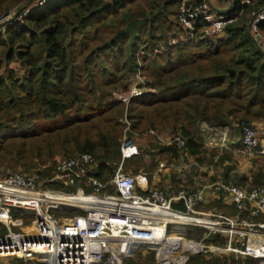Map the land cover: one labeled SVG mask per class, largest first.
I'll use <instances>...</instances> for the list:
<instances>
[{
    "label": "trees",
    "instance_id": "trees-1",
    "mask_svg": "<svg viewBox=\"0 0 264 264\" xmlns=\"http://www.w3.org/2000/svg\"><path fill=\"white\" fill-rule=\"evenodd\" d=\"M29 1L0 0V15ZM214 1L224 6L233 2L226 13L240 16L220 36L174 45L172 40L184 36L179 21L182 0H57L0 33V176L9 171L37 172L50 178L58 159L88 153L93 156L89 175L106 185L99 192L115 194L111 181L122 158L127 112L129 136L167 132L185 141L182 150L155 140L139 147L141 156L126 161V171L132 173L128 174L146 173L152 180L161 163L172 170L176 162L194 160L195 168H220L221 182L247 185L248 190L263 186L261 146L251 157L255 168L250 175L239 173L233 151L206 149L199 123L218 128L236 124L241 141L231 147L245 148L241 125L258 127L255 123L264 122V50L248 27L249 18L264 7V0L255 5L242 4L244 0ZM258 28L264 37V21ZM139 70L154 92L135 98L127 109L114 100L113 93L128 91ZM176 178L170 173L172 182ZM82 185L87 193L94 192V187ZM47 186L68 192L77 188ZM159 187L169 196L181 191L173 185ZM213 190L208 211L236 216L230 197ZM174 207L184 209V204L177 202ZM13 215L24 218L20 211ZM205 234L201 229L189 232L188 237L227 245L224 235L204 239ZM142 253H136L128 264H156L154 253ZM13 262L24 264L19 259ZM241 263L233 255L210 254L190 256L186 262Z\"/></svg>",
    "mask_w": 264,
    "mask_h": 264
},
{
    "label": "built area",
    "instance_id": "built-area-1",
    "mask_svg": "<svg viewBox=\"0 0 264 264\" xmlns=\"http://www.w3.org/2000/svg\"><path fill=\"white\" fill-rule=\"evenodd\" d=\"M57 0H32L18 13L0 16V33L21 21L36 9ZM257 0H244L242 4L255 5ZM229 5L219 6L214 0H182L179 21L184 29L180 40L185 43L196 37L213 38L223 34L225 27L240 15L230 17ZM264 21V7L254 12L248 20L251 36L264 50V37L258 25ZM136 84L128 91H116L114 100L128 109L135 98L154 92L148 86L146 76L139 70ZM121 145V162L111 181L116 192L100 193L106 185L88 173L93 156L88 153L57 160L53 175L43 178L39 173L11 172L0 176V260L19 259L24 264H128L138 252H152L159 264H186L190 256L210 254L233 255L241 264H264V185L248 190L239 186L218 182L217 192L231 198L237 215L230 216L204 210L206 190L192 193L180 191L173 196L157 188H151L146 175L132 176L125 173L126 161L141 155L131 132L127 112ZM207 129H212L208 125ZM242 143L253 155L261 146L264 154V137H260L254 124L241 125ZM152 136L165 145L182 150L185 141L180 136L163 140L155 131ZM263 135L264 132L262 131ZM165 164L160 165L162 170ZM77 186L68 192L47 184ZM94 187L87 193L82 184ZM140 189L142 193L138 191ZM183 202L184 209L174 207ZM15 211L31 213L29 225L25 219L15 217ZM24 230H14L16 227ZM198 227L206 231L205 238L224 235L226 246L205 245L203 241H187L174 236V232L192 231ZM179 239L177 244L173 239ZM172 252L166 256V249ZM181 255L175 257L174 255ZM178 260V261H177ZM8 264V263H0ZM179 264V263H178Z\"/></svg>",
    "mask_w": 264,
    "mask_h": 264
},
{
    "label": "rangeland",
    "instance_id": "rangeland-1",
    "mask_svg": "<svg viewBox=\"0 0 264 264\" xmlns=\"http://www.w3.org/2000/svg\"><path fill=\"white\" fill-rule=\"evenodd\" d=\"M31 1L32 0H30L29 2H31ZM29 2H27V3L25 2L20 9H22ZM219 6H222V5L219 4ZM18 8L19 7H16L13 10H11L10 13H12L11 14L12 16L15 15V13L19 12V11L17 12V10H20ZM0 16H2V15H0ZM131 83H132V85L136 84L135 75L132 77ZM124 107L126 108V106H124ZM230 125L231 126L226 128V129L225 128L224 129H220V128L207 129L206 128V129L202 130L204 142H205V147H206V149L215 147L220 152L233 151L234 152L233 156H234V159L236 162L237 172H239V173L244 172L247 175H250L253 168H255V165L253 164V159L251 158L252 155H250V153L247 152V150L241 146L237 147V148L231 147V143H229V140L230 139L236 140V138L239 137L240 131H239V128L236 124H230ZM255 128H256V131L258 132L259 136L262 138L263 135L261 134L262 131L260 130V128H258V127H255ZM165 134H167V135L163 136L162 139L163 140H166V139L169 140L168 139V138H170L169 133L166 132ZM132 137L134 138V140L136 141V143L138 144L139 147L145 146V145L149 144V142H151V141L154 142V140L158 144L163 143V141L161 139H158L157 137H156V139H154V137L150 133L149 134H147V133L146 134L134 133ZM236 142H238V141H236ZM235 144H239V143H235ZM262 144L264 145V141L262 142ZM140 151H141V149H140ZM141 154H142V151H141ZM146 159L148 160L149 158H146ZM189 163L190 162H187V161L176 162L174 164V167L172 170H169V171H166V172H163L160 174L161 178H162L161 180L166 181L168 179L167 178L168 174H170V173L175 174V175H177V178L175 179V182L173 183L175 190H181V191L183 190V191H188V192H191L192 190H195L196 188L210 186L211 184L217 182V181L213 180L214 178H218L217 179L218 182H221L223 171L220 168H216V167H213L210 165L200 166V167L195 168L194 167V164H195L194 160L192 163H190V164ZM126 167L127 166L125 165V173L130 172V174H132L131 171H129V172L126 171L127 170ZM10 172L11 171H9V173ZM139 175H145V174L144 173H137V174H133L132 176L136 177ZM164 184L167 185L166 183H164ZM231 185H235V184L231 183ZM235 186H237V185H235ZM156 187H159V186H156ZM244 188L249 189L247 185ZM175 190H173V191H175ZM208 190L211 194L214 193V190H211L210 188ZM211 199L212 198H210L209 200H211ZM203 209L208 211L207 206L204 207ZM217 210H218V208H217ZM212 212H218V211H212ZM218 213H221V212H218ZM224 213L225 212H223L222 214H224ZM23 217L26 220L24 222H27V224L30 223L33 219V215L31 213H25L24 212ZM14 230H17V229L14 228ZM198 230H201V229L198 227H195L192 229L191 232H196ZM173 235L178 236V237H182L187 241L192 240L195 242H201V241H198L196 239L189 238L188 237L189 230L182 232V233L174 232ZM173 240L176 241L178 239H173ZM205 245H209V244H205ZM142 254L145 256L147 254V252H143ZM204 255H209V254H204ZM174 256L178 257L181 255L179 254L177 256L176 255H174ZM155 258H156V255H155ZM0 261L5 262V260H0ZM156 264H159L157 259H156Z\"/></svg>",
    "mask_w": 264,
    "mask_h": 264
},
{
    "label": "crops",
    "instance_id": "crops-1",
    "mask_svg": "<svg viewBox=\"0 0 264 264\" xmlns=\"http://www.w3.org/2000/svg\"><path fill=\"white\" fill-rule=\"evenodd\" d=\"M256 124V126H258L260 129H263L264 128V122H261V123H255ZM199 125H200V130H201V133H202V130H204V129H206V126L208 125L206 122H200L199 123ZM209 126V125H208ZM231 125L229 124V125H226L224 128L226 129V128H228V127H230ZM210 127V126H209ZM210 128H212V129H214V128H218V127H210ZM223 127L222 128H220V129H224ZM158 133V132H157ZM165 135H167V134H165V133H158V136L159 137H163V136H165ZM202 135H203V133H202ZM236 141H238V142H236ZM241 141V134L239 133V137L238 138H236V140H229V143H232V144H235V143H239ZM263 141H264V139H263ZM164 144V142L162 143V145ZM227 147V146H226ZM261 150H262V148H261ZM161 164H165V163H161ZM160 164V165H161ZM188 166V165H187ZM191 166V165H190ZM172 167H174V165L172 166ZM160 169V166H159V168H158V170L155 172V173H153V179L152 180H150L149 178H148V176H147V174L146 173H144L146 176H147V178H148V181H149V185H150V187L151 188H157V189H159V190H161V191H163L162 189H160V187H156V186H161V184L162 185H165L164 183H166L167 185V188L169 189V188H171V186L173 185V183L174 182H172L171 181V179H170V174H168L167 176H168V179L166 180V181H162L161 179V173H163V172H166V171H169L170 169H168L167 168V165L165 164V167L162 169V170H159ZM168 173V172H167ZM218 183V182H217ZM214 184H216V183H213V184H211L210 186H208V187H200V188H196L195 190H199V189H205L206 190V200H207V202H206V205H207V203L210 201L209 199L210 198H213L214 197V193L213 194H211L210 192H209V188L211 189V190H213L214 189ZM163 192H165V191H163ZM167 194V193H166ZM173 195H175V194H171L170 196H173ZM167 196H169L168 194H167ZM230 202H232V200H231V198H230ZM206 205H205V207H206ZM22 219H24V218H22ZM24 221H26V220H24ZM26 225H29L30 223H28L27 224V222H24ZM17 228V227H16ZM5 260V262L4 263H8V264H13L14 262H13V260H10V259H4ZM0 263H3L2 261H0Z\"/></svg>",
    "mask_w": 264,
    "mask_h": 264
},
{
    "label": "bare ground",
    "instance_id": "bare-ground-1",
    "mask_svg": "<svg viewBox=\"0 0 264 264\" xmlns=\"http://www.w3.org/2000/svg\"><path fill=\"white\" fill-rule=\"evenodd\" d=\"M176 239V238H175ZM179 240V239H178ZM173 241V240H172ZM174 244H177L176 242ZM170 248L166 249V256L168 257V255L172 252V250H169ZM170 258L169 259H165L164 264H168Z\"/></svg>",
    "mask_w": 264,
    "mask_h": 264
},
{
    "label": "water",
    "instance_id": "water-1",
    "mask_svg": "<svg viewBox=\"0 0 264 264\" xmlns=\"http://www.w3.org/2000/svg\"><path fill=\"white\" fill-rule=\"evenodd\" d=\"M125 33V30L123 31H120L115 37L114 39H117L118 37H120V35L124 34Z\"/></svg>",
    "mask_w": 264,
    "mask_h": 264
}]
</instances>
